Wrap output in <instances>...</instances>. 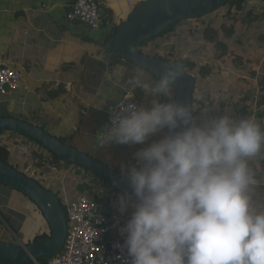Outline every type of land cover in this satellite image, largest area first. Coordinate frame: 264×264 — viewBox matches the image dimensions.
I'll return each mask as SVG.
<instances>
[{
    "label": "clouds",
    "instance_id": "obj_1",
    "mask_svg": "<svg viewBox=\"0 0 264 264\" xmlns=\"http://www.w3.org/2000/svg\"><path fill=\"white\" fill-rule=\"evenodd\" d=\"M145 70L138 64L126 81L133 91L108 102L97 141L133 149L114 178L126 185L115 204L130 212L117 245L128 264H264V205L254 200L250 167L264 151V126L252 116L197 112L173 98L182 63L168 64L152 81Z\"/></svg>",
    "mask_w": 264,
    "mask_h": 264
},
{
    "label": "crops",
    "instance_id": "obj_2",
    "mask_svg": "<svg viewBox=\"0 0 264 264\" xmlns=\"http://www.w3.org/2000/svg\"><path fill=\"white\" fill-rule=\"evenodd\" d=\"M143 1L103 0V26L99 31H93L83 23L67 20V13L76 0H0V65H8L21 75L20 90L0 94V117L8 116L39 126L51 136L107 165L111 164L112 169L120 172L121 163L128 162L133 149L121 145L103 146L97 141L100 129L109 119L108 102H115L133 91L126 81L136 66L111 57L103 46L114 31L128 21L133 13L132 7ZM257 24L252 27L257 26L263 32L262 24ZM241 25L240 21V28ZM194 30L196 28H192ZM174 32L171 35V39H175L174 46L171 47L170 40L165 43L168 54L178 51L175 45L183 35ZM228 74L223 77L228 81L236 80L229 79ZM106 76L116 82L115 87ZM242 77V80L246 79L244 75ZM145 80L155 78L145 71ZM240 81L242 85L244 82ZM228 84L225 89L229 94ZM253 91L244 93L247 95ZM134 94L139 99L141 90L136 89ZM228 94L223 93L220 98L224 100ZM0 142L10 145L9 164L14 168L26 171L33 179L40 176L51 187L61 179V183L69 188V203L77 202L84 195L90 197L92 192H88L90 196L84 192L91 186L96 194H103V199L110 197V217L119 212L111 186L88 175L81 180L75 176L69 178V173L74 171L71 166L63 168L39 145L12 132H1ZM22 148H31L45 158L41 160L34 156L35 153L32 157L25 156ZM12 150H20L23 160L19 157L14 161ZM261 154H257L253 167L258 178L254 200L264 205V169L259 164ZM37 161H40L39 165H36ZM42 161H48L50 165L47 167ZM33 170L36 171L34 176L31 175ZM13 191L0 186V240L27 245L42 235H50V227L38 207L26 196ZM14 199L16 202L12 205Z\"/></svg>",
    "mask_w": 264,
    "mask_h": 264
},
{
    "label": "water",
    "instance_id": "obj_3",
    "mask_svg": "<svg viewBox=\"0 0 264 264\" xmlns=\"http://www.w3.org/2000/svg\"><path fill=\"white\" fill-rule=\"evenodd\" d=\"M227 1L229 0H145L134 8L128 21L106 41L103 46L104 50L111 57L121 59L131 65H146L145 71L156 79L159 72L171 63L138 52L136 47L158 37L176 23L214 13L221 9ZM253 8H256L257 13L262 11L259 3L248 0L245 11ZM100 15L102 17V12ZM75 22L82 24L79 20ZM133 49L135 52L132 51ZM174 90L176 97L179 96L193 106V96L196 90V80L193 76L185 73ZM0 131H9L37 143L59 160L78 168L79 171L76 173L77 175L82 173V178H86V173H90L112 188L125 190L126 185L114 182V178H119L120 172L51 136L39 126L16 118L1 116ZM0 186L26 196L38 207L50 227L48 239L31 244L12 245L0 240V264H38L39 261H48L59 253L66 239L68 223L65 209L57 195L45 189L26 173L2 161H0ZM98 196L102 198L99 213L110 216V197L103 199L101 192Z\"/></svg>",
    "mask_w": 264,
    "mask_h": 264
},
{
    "label": "rangeland",
    "instance_id": "obj_4",
    "mask_svg": "<svg viewBox=\"0 0 264 264\" xmlns=\"http://www.w3.org/2000/svg\"><path fill=\"white\" fill-rule=\"evenodd\" d=\"M254 2H257L259 4L261 3L260 6L262 7V10L264 11V7H263L264 0H255ZM227 12H228V9L223 8V9L215 11L214 13L210 15H206L200 19L197 18V19L188 21L186 23H182L186 31H181L182 33L183 32L184 33L181 36L178 43L175 45V46H178L177 47L178 51L177 50L172 51V52H177V54H175L174 56H172V58H170V59H174L175 61L177 60V58H182L186 60L187 62H190L193 65H196L195 66L196 69H194L193 71L189 69L187 70V72L190 75L192 74V75H196L200 77V72L198 70L201 67H206V70L209 71L207 75H205L203 78H200L201 80L196 86V91L199 94L198 97L202 99L204 98V100H206L204 101V105H206L209 102V91L210 90L208 91L206 89V82L208 78H211V80H216L215 84H217L218 82H225L227 78L223 76L228 74L226 72H229L231 70L228 65L221 64L222 62L219 56L222 54V50L216 49L214 48V46L212 47L210 45H207V41L206 39H204V34H205L204 30L207 25H211L212 30H214L215 32H218L221 35L225 33L223 27L234 24L235 31L237 32L240 29V23L234 17H231V18L228 17L226 15ZM259 23L262 24L260 26L262 29L264 27V18L259 20L258 24ZM238 26L239 28H237ZM192 28H196V30L191 31ZM260 32L261 31L259 30V27L257 26L251 27V29L249 30L246 27V29L240 30L239 34H237V36L234 37V39L232 40L231 44L228 47L226 58L232 65H235L236 68L240 69L242 68V66H245L247 70L239 71V73H236L234 75V78L236 80L233 81L232 79L231 81H228L229 82L228 89L230 90L231 93L228 94L227 88L224 89L218 96V99H217L218 101L217 100L214 101L213 106L208 107L204 110L203 108H199L198 109L199 111L203 110V111H208L210 113H216V114L226 113V114L232 115L233 117H238L240 110L244 107H247L248 105L249 114L247 116L255 117L262 124V126H264V119L259 118V115L261 113L264 114V107L258 106V102L260 98L262 97V95L264 94V92H262V86H264V82H263L264 81V31L261 33ZM210 35H213V38L216 37L214 36L213 33H211ZM194 36L197 37L196 39L197 41H195ZM185 37L187 40H185ZM159 40L161 41V39ZM159 40H152L149 42L148 45L151 46L150 53H152L153 49H155L156 47L161 46ZM218 40H220V37ZM174 41L175 39L173 38L170 40L171 47ZM161 43L163 42L161 41ZM165 43L163 44L165 45ZM144 49L146 50V48ZM144 49L142 48L141 51L144 54H149L148 52L144 51ZM157 51H161V48H157ZM160 54L162 53H156V55H160ZM162 55L166 56V53ZM213 71L219 72V75L216 78L211 76V73ZM250 72H254L256 74L255 78H252L250 76ZM243 75L246 77L245 80H242ZM219 77H223V78H219ZM239 80L244 82V83H241L243 85V88H242V85H240ZM251 90H254V91L247 95L245 94ZM223 93L228 94V96H226L224 100L220 98V96ZM239 95H241V98H239ZM175 97H176V92L175 90H173V98ZM206 97H208V99H205ZM31 144H35V142L31 141ZM263 152L264 151H261V153ZM12 154H13L12 157L14 161H17L19 157H21L23 160V156L21 155L20 150H15V151L12 150ZM47 156H50L51 158H55L49 152H47ZM261 158H264V154L259 159ZM94 159L99 160V158H96V157ZM58 163L63 168L67 166L66 163L61 160H58ZM259 164L261 163L259 162ZM110 165L108 166L111 167L112 165L111 166ZM71 167H72V170L74 171H71V173H69L68 175L69 178H73L75 176V178H77L78 180H81L82 173L81 175H77L76 173L79 171V169L72 165ZM28 174L30 175L29 172ZM88 176L94 178V176H91V175H88ZM34 179L37 180L45 189L55 193L63 207H65L66 202H69V198L71 197V196L69 197V194H68L69 188L65 184L61 183V179L56 178L57 180L55 181L56 182L55 187H51L47 185V182L42 181L40 176L38 175ZM98 181L100 180L98 179ZM13 192L17 193V191H13ZM91 192L93 194L95 191H91ZM22 196L24 195L22 194ZM15 202L16 200L14 199L12 202V205Z\"/></svg>",
    "mask_w": 264,
    "mask_h": 264
},
{
    "label": "built area",
    "instance_id": "obj_5",
    "mask_svg": "<svg viewBox=\"0 0 264 264\" xmlns=\"http://www.w3.org/2000/svg\"><path fill=\"white\" fill-rule=\"evenodd\" d=\"M102 3L103 0H76L67 13V20H79L91 30L99 31L103 26ZM20 85L21 75L8 65H0V94L18 91ZM22 153L32 157L35 151L22 148ZM41 163L47 167L50 165L48 161ZM35 174V170L31 171V175ZM100 207L98 202L85 195L77 202H66V239L60 252L51 257L48 264H128L126 251L117 245L124 243L120 229L129 216L120 212L114 217L100 214Z\"/></svg>",
    "mask_w": 264,
    "mask_h": 264
},
{
    "label": "trees",
    "instance_id": "obj_6",
    "mask_svg": "<svg viewBox=\"0 0 264 264\" xmlns=\"http://www.w3.org/2000/svg\"><path fill=\"white\" fill-rule=\"evenodd\" d=\"M247 4H248V0H229L221 8V9H223V8H227L228 9V12L226 14L228 17H230V18L231 17H234L235 19H237V21H239V23L241 21V24L242 25H241V28L239 30H242V29H244L246 27H252L253 25L257 24L259 20H261L262 18H264V11L263 10L261 12H259V13H257L256 8H253V9H250L248 11H245V8H246ZM186 22L187 21H181L179 23H176V24L170 26L165 31H163L158 37H156L154 39H151V40H149V41H147V42L139 45L138 47H136V50L138 52H142L141 51L142 48L143 49L146 48V50L144 49V51L148 52L150 55L149 54H147V55H149V56L152 55L155 58L161 59V60H163L165 62H169L171 64H173V63H182L184 65V69L186 70V72H187L188 69L193 71L194 69H196V67H195L196 65H193L190 62H187L186 60H184L182 58H177L176 61L174 59H170L175 54L173 52L168 54L167 51H166V49H164L165 48V45L163 44V43H165V42L167 43L169 40H171V35L172 34H175L174 29H175V27L178 24H182V23H186ZM223 29H224V32H225L224 34L225 35L224 34H221L220 35L218 32H215L214 30H212L211 25H207L206 28H205V30H204L205 31L204 39H206L207 45H210L212 47L214 46V48L221 49L222 50V54L219 56L220 59H221V62H222L221 64H225V65H228L229 66V68L231 69V72L228 74V78L231 79V78H234L233 75H235L239 71H243L245 69V66H242V68L239 69V68H236L235 65H232L227 60L226 57H227L228 47L231 44V42L234 39V37L237 36V34H239V32L238 31L237 32L235 31L234 24H231L229 26L223 27ZM116 30L114 31L113 35L115 34ZM184 31H186V30H184ZM211 33H213L214 36H216V37L213 38V35H210ZM219 37H220V40H218ZM194 38H195V41H197L196 40L197 37L194 36ZM200 38H201V36H200ZM159 39H161V41L163 43H161V41ZM152 40H159L160 41V44H161L160 47H156L155 49H153V52L152 53H154V54L150 53L151 52V50H150L151 46L148 45L149 42L152 41ZM185 40H187L186 37H185ZM157 48H161V51H157ZM156 53H162V54L166 53V56L165 55L163 56L162 54L156 55ZM230 65H232V66H230ZM198 71L200 72V77L191 74V76H193L195 78V80H196V85H198V83L200 82V80H201L200 78H203L205 75H207L209 73V71L206 70V67H201ZM187 74H189V73L187 72ZM218 75H219V72L213 71L211 73V76L214 77V78H216ZM250 75L252 77H255L256 74L254 72H250ZM219 78H223V77H219ZM215 82H216V80H211V78H208V80L206 82V89L208 91L210 90L209 91V102L206 105H204V101H206V100H204V98L203 99L202 98H199L198 97L199 96L198 92L195 91L196 94L194 93V96H193V108L197 112H198V109L200 107L201 108L202 107L208 108V107L213 106L214 101L218 99L219 94L225 89V87L227 85V82H228V79H226L225 82H218L217 84H215ZM262 92H264V86H262ZM205 99H208V97H206ZM258 106L259 107H264V94L260 98V100L258 102ZM248 107L249 106L247 105V107L242 108L240 110V112H239L238 117H240V116H247L249 114V108ZM259 118L260 119H264V114L261 113L259 115ZM1 132H3V131H0V133ZM46 152H48V151H46ZM10 156H11V147H10V145L0 142V161L6 163L8 165H10L9 164V158H10ZM34 156L40 158L41 160H44V158H45L43 155L38 154L37 152H35V155ZM53 156L55 157L54 158L55 161L58 162L59 159L55 155H53ZM257 159H258V157L255 156L250 161V167L252 168V170H253L254 164H255V162H256ZM51 163H53V161H51ZM260 163H261V165H262V167L264 169V158H261ZM37 164L38 163H36V165ZM66 165L67 166H71V165H69L67 163H66ZM17 170L19 171V169H17ZM20 171L23 172V173H26V171H24V170H20ZM86 174L87 175L94 176V175H92L90 173H86ZM90 178H92V177H90ZM255 178L258 179L256 176H255ZM94 179L98 180V178L96 176H94ZM102 183L105 184V185H107V183H105V182H102ZM112 189H113V192H114L113 200L116 203V200H117L118 196L123 191H121L119 189H116V188H112ZM93 190H94L93 187L90 186V188L87 189V192L85 191L86 193L84 192V194H89V196H90V193H88V192H91ZM90 197L93 200L95 198L94 201L95 202H98L99 204L102 201V198L99 197L98 194H96L95 192L93 193V195L91 194ZM125 214L130 215V212L129 213H125ZM49 236L50 235H42V236L36 238L34 240V242H38V241H41V240H46V239L49 238ZM34 242H30L29 244L34 243ZM31 264H35V263H31ZM38 264H47V261H39Z\"/></svg>",
    "mask_w": 264,
    "mask_h": 264
}]
</instances>
